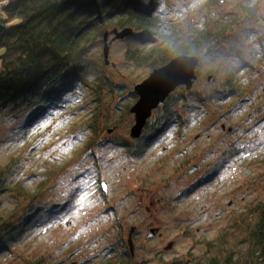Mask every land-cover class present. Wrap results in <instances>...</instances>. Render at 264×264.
<instances>
[{
  "label": "rangeland",
  "instance_id": "374dc122",
  "mask_svg": "<svg viewBox=\"0 0 264 264\" xmlns=\"http://www.w3.org/2000/svg\"><path fill=\"white\" fill-rule=\"evenodd\" d=\"M253 1L152 5L158 25L144 49L160 44L174 28L185 36L225 31L199 63L191 88L173 92L174 121L141 151L125 144L136 140L129 135L130 108L137 99L134 86L153 69L127 58L135 43L116 38L111 28L108 63L104 41L89 58L98 65L97 76L104 72L121 87L107 84L98 100L92 89L97 76L89 75L87 84L25 129H13L18 121L0 113V167L15 163L7 181L17 189L0 191V213L25 205L19 187L36 190L47 206L66 200L52 215L39 212L10 251L0 254V263L99 264L104 255L127 248L130 233L132 256L144 264H205L212 256L223 264L244 263L247 232L257 209L264 208V2L257 19L239 14L241 5ZM210 74L215 80H207ZM229 78L237 90L221 94L217 90ZM97 107L101 144L82 152L90 132L83 125ZM150 229L157 230L147 237Z\"/></svg>",
  "mask_w": 264,
  "mask_h": 264
},
{
  "label": "trees",
  "instance_id": "16d2710c",
  "mask_svg": "<svg viewBox=\"0 0 264 264\" xmlns=\"http://www.w3.org/2000/svg\"><path fill=\"white\" fill-rule=\"evenodd\" d=\"M262 2L264 0H255L251 5L248 2L241 5L239 14L257 19L256 10ZM155 3L156 0H0V22L4 25L0 32V113L8 112L18 121L13 129H25L45 115L50 107L58 106L74 88L87 84L89 75L95 76L98 66L89 58V53L104 41L108 28H132L133 32L126 38L135 46L127 50L126 56L150 70L180 54L198 55L204 59L225 31L224 27H219L185 36L174 28L161 39L160 44L144 49V41L154 38L151 29L158 25L156 17L150 13ZM107 84L110 89L122 86L108 79L104 72L99 73L95 87H92L98 100H101ZM223 86L224 89L217 90L221 94L231 95L237 90L230 78ZM182 96L187 105V94ZM199 100L204 101L201 96ZM175 101L176 97L171 93L162 106L155 109L158 112L156 116L148 119L141 137L125 144L143 150L149 137L174 121L172 104ZM100 113L101 107H97L83 125L90 132L83 142L82 152L93 151L101 144ZM15 166L9 162L0 167V191L17 190L7 181ZM18 196L25 203L23 208L20 206L18 210L0 213V254L10 251L38 219L39 212L52 215L66 204L63 200L47 206L39 201L36 190L29 191L23 187L18 188ZM255 215V222L247 232L250 251L243 264H264V208L259 207ZM124 247L104 255L99 264H144L133 258L129 247ZM26 264L43 262L36 260ZM205 264L223 263L212 256Z\"/></svg>",
  "mask_w": 264,
  "mask_h": 264
},
{
  "label": "water",
  "instance_id": "95a60500",
  "mask_svg": "<svg viewBox=\"0 0 264 264\" xmlns=\"http://www.w3.org/2000/svg\"><path fill=\"white\" fill-rule=\"evenodd\" d=\"M3 29L4 25L0 22V32ZM114 31L116 38H124L130 35L133 29L127 27L122 30ZM107 36V33H105L103 55L106 63L109 61ZM200 61L201 58L198 55H177L167 63L154 68L144 80L134 86L137 99L130 108V112L134 114V124L130 128V137L137 139L142 135L153 110L161 107L175 89L181 86L185 89L191 88L193 82L197 78L196 69ZM207 80H215V75H208ZM103 186L105 189L104 184ZM156 230L157 229H150L147 233V237L153 236ZM128 247L133 254L131 233L128 237Z\"/></svg>",
  "mask_w": 264,
  "mask_h": 264
},
{
  "label": "snow or ice",
  "instance_id": "6c2138e0",
  "mask_svg": "<svg viewBox=\"0 0 264 264\" xmlns=\"http://www.w3.org/2000/svg\"><path fill=\"white\" fill-rule=\"evenodd\" d=\"M84 199H85V197H81V201L80 202L83 203Z\"/></svg>",
  "mask_w": 264,
  "mask_h": 264
}]
</instances>
